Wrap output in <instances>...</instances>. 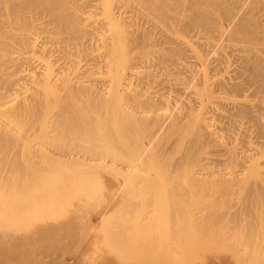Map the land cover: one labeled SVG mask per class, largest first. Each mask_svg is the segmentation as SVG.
I'll list each match as a JSON object with an SVG mask.
<instances>
[{
	"label": "bare ground",
	"instance_id": "1",
	"mask_svg": "<svg viewBox=\"0 0 264 264\" xmlns=\"http://www.w3.org/2000/svg\"><path fill=\"white\" fill-rule=\"evenodd\" d=\"M99 66L115 92L71 75ZM152 83L156 93L144 90ZM165 89L170 105L151 110ZM1 90L0 264H105L97 233L116 254L138 249L141 264H175L176 231L197 213L198 238L223 220L212 236L225 264H264V0H0ZM119 93L135 105L118 106ZM42 114L59 136L43 128L55 145L45 142L61 139L57 156L32 144ZM187 121L194 137L182 153L171 157L176 137L153 150ZM197 155L233 167L182 173ZM140 213L158 214L142 224Z\"/></svg>",
	"mask_w": 264,
	"mask_h": 264
},
{
	"label": "rangeland",
	"instance_id": "2",
	"mask_svg": "<svg viewBox=\"0 0 264 264\" xmlns=\"http://www.w3.org/2000/svg\"><path fill=\"white\" fill-rule=\"evenodd\" d=\"M99 17H101V16H103V13H102V11H101V13L98 15ZM79 56H75L74 57V59H81V57H79ZM56 68V67H55ZM86 74V75H85ZM71 75L72 76H74V77H76V76H78V77H80V76H82V75H84V76H86V78H84V77H82L84 80L83 81H89L90 82V80H92L91 81V83H93V84H95V83H97V82H102L103 84H105L103 87L104 88H107L108 90L107 91H109V89L112 91V89L113 88H115V82H113V79H112V73L110 72V70L108 69V68H104V66L102 67V66H99V68L97 67V68H95V69H93V71H90L89 73H82V71H81V69L80 70H75V71H73V73H71ZM87 78H91V79H87ZM93 78V79H92ZM79 80H80V78H79ZM94 80H98L97 82H94ZM81 81H82V79H81ZM21 83H22V81H21ZM21 83H19V84H21ZM19 84H17V90L19 89V88H21L20 86H22V87H24V85L26 84V82H25V84H24V81H23V85H20L19 86ZM98 84V83H97ZM97 84H95V85H97ZM27 85H28V83H27ZM91 85V84H90ZM15 86L16 85H14V87H13V89H12V92H10L13 96H15L14 95V92L15 93H17L18 94V91L16 90V88H15ZM47 86V87H46ZM51 86H53V85H51ZM92 86V85H91ZM94 86V85H93ZM42 87H44V86H42ZM156 86H155V84L153 85V83L151 84V86L149 85V87H148V85H146L145 86V88H144V90H147L148 92H150V93H156V91H155V89L157 90V88H155ZM25 89L24 90H26V86L24 87ZM51 87H50V85H49V87H48V85H45V88H43L42 90H41V92H42V96L44 97V98H49L48 100L52 103L53 102V100L55 99V97H54V95L56 94H54V93H52V91H56V90H52V89H50ZM103 88V89H104ZM21 89H23V88H21ZM21 89H19V90H21ZM55 89V88H54ZM56 89H58V91L57 92H60L59 91V89L61 90V88H56ZM114 90V89H113ZM14 91V92H13ZM23 91V90H22ZM62 91V90H61ZM153 91V92H152ZM0 92H2V90L0 91ZM45 94H44V93ZM65 91H63V93H64ZM113 92V91H112ZM114 92H115V90H114ZM160 92V91H159ZM161 92L163 93V94H161L160 96H161V98L159 97V96H156V99H155V101H158V102H154L157 106H154L153 107V109L151 108V110H153V111H156V109H157V111H158V108H160L159 110H166L167 109V105L169 106L170 104L169 103H171V100H172V95H173V92H172V90L170 91V90H161ZM63 93H61V94H63ZM66 93V92H65ZM54 94V95H53ZM121 95V97H120V95ZM118 95H119V97H120V99L118 98V96H117V94L116 95H114V96H117L115 99H117V102H119L118 103V106L119 105H122V106H127V107H132L133 105H135V104H133V105H131V102H133L134 103V101H131V100H128L127 99V95H126V99L124 98L125 96H124V93L123 94H121V93H119ZM12 95H11V98H12ZM60 95V94H59ZM58 95V96H59ZM111 95H112V93H111ZM124 97H123V96ZM46 96V97H45ZM16 97V96H15ZM57 97V96H56ZM60 97H62V96H60ZM109 98H112V97H109L108 96V101L109 100H111V99H109ZM131 99H134V98H132L131 97ZM161 99V100H160ZM48 101V102H49ZM55 101V100H54ZM107 101V100H106ZM112 101V100H111ZM49 102V108H51L52 109V107H54L55 108V106H53L51 103ZM113 102H115V101H113ZM56 104V103H55ZM113 104V103H112ZM114 106H117V104H113ZM113 106V107H114ZM117 106V107H118ZM141 107H142V105H140ZM139 106V107H140ZM145 106V105H144ZM121 107V106H120ZM136 107H138V106H136ZM141 107L139 108L140 110H141ZM147 107V105L145 106V108L144 109H146L147 111V114L148 115H146L147 117H148V119H149V117L151 116V115H149V110H150V108L149 109H147L146 108ZM164 107H165V109H164ZM48 108V107H47ZM54 108L52 109V110H50V112H52L53 113V110H54ZM121 108H124V107H121ZM155 109V110H154ZM49 110L47 111V112H49ZM143 111H145V110H143ZM142 111V112H143ZM149 111V112H148ZM49 112V113H50ZM146 112H144L145 114H146ZM165 112V111H164ZM48 113V114H49ZM52 113H51V115H52ZM152 113V112H151ZM158 113H160V112H158ZM163 113V112H162ZM159 114V115H163V114ZM46 115V117L48 116L47 115V113L45 114ZM45 115H41L42 117V122H41V128L38 130V131H40L36 136H34V137H32L33 138V141H32V144H37V145H43L42 147H44L45 148V146L47 145V149H48V147H49V150H51L52 152V154L54 153L55 154V156H57V153H59L60 151H62V149L60 150V145L59 144H61V142H60V138H58V139H60L59 141H57L55 138H54V141L56 140V143L59 145V147H57V148H55L56 146H57V144H56V146L55 147H53L55 144V142L54 143H52V141H49V140H52V139H49V140H47L46 138H47V136H48V138H50V135H48V134H46V133H44V130H43V128H46V130L48 129V133L50 132H52L51 131V126H50V124H49V126L50 127H48L44 122H46V120H47V118L45 117ZM49 117H50V114H49ZM147 117H146V119H147ZM152 117H153V115H152ZM162 117V116H161ZM160 117V118H161ZM159 118V119H160ZM163 119L165 118L164 116L162 117ZM162 118H161V120H162ZM123 119V118H122ZM159 119H157L158 120V122L159 121H161V120H159ZM153 121H155L154 122V124H156L157 125V121L156 120H153ZM152 121V122H153ZM163 121V120H162ZM43 123V124H42ZM153 123H152V125H154ZM159 124V123H158ZM156 125H154V126H156ZM154 126H152L153 128H154ZM40 127V126H39ZM48 127V128H47ZM192 126L190 125V122H185V124H183L182 126H181V128L183 129V131L182 132H180V133H178V134H175L174 132H172V133H167L166 135H164V136H161V137H159V138H157V139H155V141H153V145H152V147H153V150H155L156 152H158V150L161 148V146L165 143V142H167L169 139H171V140H175V137L177 138V147H176V150H175V147H174V150H173V153H172V155H171V157L173 156V157H175V154L176 155H179V153H182L183 151H184V149H185V144L188 142V141H190L193 137H194V132L192 131L193 129L191 128ZM149 129H150V127H148ZM45 130V131H46ZM50 130V131H49ZM175 131V130H174ZM53 132H55V131H53ZM170 132V131H169ZM53 133H51V135H52ZM56 134V133H55ZM55 134H53L54 135V137H56L57 136V134H56V136H55ZM47 135V136H46ZM52 135V136H53ZM45 136V137H44ZM51 136V137H52ZM57 137H59V136H57ZM31 138V139H32ZM44 138V139H43ZM124 138V137H123ZM125 139V138H124ZM45 140L46 141H49V142H51V144H53V146L51 145H48L49 144V142H48V144L45 142ZM45 145V146H44ZM152 147H151V149H152ZM45 148V149H46ZM58 148H59V150H58ZM231 148H233V146L231 147ZM46 149V150H47ZM67 149V148H66ZM68 150V149H67ZM71 150V149H70ZM152 150V151H153ZM209 150H211V149H209ZM69 151V150H68ZM155 151H153L154 153H155ZM175 151H176V153H175ZM225 151H227V150H223V152L225 153V154H227V152H225ZM48 152H50V151H48ZM223 152H221V153H223ZM229 152V151H228ZM62 153V152H61ZM203 153V152H202ZM201 153V154H202ZM221 153H219V155L221 154ZM230 153V152H229ZM229 153H228V155H229ZM50 154V153H49ZM200 154V153H199ZM198 154V155H199ZM197 155V159L196 158H194V160H191V161H189V167H188V169H186V170H184L182 173H184L185 171V174H187V171H194L193 172V174L194 173H196V172H198L199 171V173H200V170H202L203 172H204V174H206V172L207 173H211V171H216L218 168V170H220V168L222 169V166H223V169L222 170H227V167H228V165L227 166H224V164L226 165V162L224 163V164H222L221 165V162L219 161V163L217 162L216 163V161L217 160H223V158H222V156L224 155V154H221L220 156H218V154H217V157L214 155H211V158L213 159L214 157H216L217 158V160L215 161L214 160V162H213V160H211V158L209 159V160H207V161H212V163H208V165H207V163H205V161H204V163L202 164L201 162H199L198 161V157L200 156H198ZM203 156V155H202ZM213 156V157H212ZM108 157H110V156H108ZM107 157V159H109L110 160V158H108ZM226 157H228L227 155H225V158ZM126 159V158H125ZM225 160V159H224ZM210 161V162H211ZM118 163L116 164V165H119V166H117L119 169L122 167V168H124V167H127L128 165H131L128 161H126V160H123V161H117ZM55 165H57L56 164V162H53ZM160 164H162V162L160 163ZM53 165V164H52ZM163 165V164H162ZM198 165H206V166H198ZM221 165V167H219ZM58 166H60L59 164L57 165V167ZM41 167V166H40ZM48 165H46V166H43L41 169H40V171H41V173H42V171H44L43 173H46V171L48 170ZM51 167V166H50ZM57 167L55 166H53V170H54V168H56V170H57ZM160 167V169L162 168L161 167V165L159 166ZM199 167V168H198ZM201 167H202V169H201ZM233 167V166H232ZM232 167L231 166H229L228 168L230 169H232ZM59 168V167H58ZM121 168V169H122ZM145 168H147V167H145ZM145 168H143V166H140L139 167V169H141V170H146ZM154 168H157V167H154ZM205 168V169H204ZM236 168L238 169V168H240V167H238V166H236ZM148 169V168H147ZM158 169V171H159V168H157ZM165 169H166V167L164 168L163 167V170L165 171ZM192 169V170H191ZM194 169V170H193ZM230 169V170H231ZM52 170V171H53ZM56 170H55V173L54 174H57V173H59V171H57V173H56ZM58 170H60V168L58 169ZM149 170V169H148ZM162 170V169H161ZM159 171V172H162L163 174H161V175H159V178L160 179H163V180H167V178H169L170 177V174L168 175V171L166 172L165 171V173L163 172V171ZM167 170V169H166ZM51 171V169H49V171L48 172H50ZM201 171V172H202ZM210 171V172H209ZM229 171V170H228ZM148 172V171H147ZM203 172H202V174H203ZM184 174V175H185ZM201 174V173H200ZM191 175H192V173H191ZM54 176H59L58 174L57 175H54ZM58 178V177H57ZM66 178H67V176H66ZM158 178V179H159ZM186 178V176L184 177V179ZM159 179V180H160ZM67 181V180H66ZM58 184V183H57ZM57 184H56V187H58L57 186ZM238 191H239V189H238ZM241 191H242V189H241ZM239 195L241 196L242 194H240V192H239ZM238 195V192H236V194L234 193V198H232L231 199V201H233V199H236V201L234 200V202L235 203H238V202H240L242 199V196L240 197ZM239 198V199H238ZM240 200V201H238V200ZM198 210V209H197ZM131 214V213H130ZM138 214V213H137ZM141 214V215H140ZM139 215H140V217L142 218H145V219H141L142 221H143V223H142V221H141V223L142 224H144V223H149V222H151V220H149V219H153L154 217H155V215H157V214H154V213H140ZM153 214V215H152ZM163 214V213H162ZM165 214V213H164ZM166 214H168V213H166ZM170 214H172V213H170ZM189 214V217L191 216V215H195L196 213H188ZM204 215V213H201V218H199V220H198V218L197 217H200V214L199 213H197L195 216L196 217H194L195 218V222L196 221H200V219H202L203 221H200V223H195L194 221H192V222H194V224H201V222H203L202 223V225L205 223V220L202 218V216ZM206 214V213H205ZM214 214V213H213ZM216 214V213H215ZM98 216H99V213L97 214ZM133 215V214H132ZM138 215V216H139ZM184 215H185V213H184ZM199 215V216H198ZM208 215V214H207ZM131 216V215H130ZM148 216V217H147ZM151 216V217H150ZM188 215H185V217H187ZM206 215H204V217H205ZM216 216H219V214L217 215L216 214ZM168 217V216H167ZM183 217V216H182ZM170 218V217H169ZM168 218V219H169ZM194 218L191 216L190 217V219L192 220H194ZM146 219H147V221H146ZM190 219H189V221H190ZM197 219V220H196ZM167 220V219H166ZM146 221V222H145ZM169 221V220H168ZM223 222V220H220V222ZM192 222L189 224V222H188V224H189V226H188V228H186L185 227V225H183L184 226V229H183V227L181 226H179L178 227V230H179V228H181L182 230H184L183 232L181 231V229L179 230V231H176L177 232V234H175V242H176V240H180L181 238V241H179L178 242V246H180V244H181V246H180V248L178 247V246H176L177 245V243H175L176 245V248H177V250H179L178 252H179V254H176V257L178 256V258H177V260H175V262L177 261V263H175V264H225V262H224V259L223 258H225V253H224V251H223V247L222 248H220L221 246H219V244L221 245V243H222V241H221V239H217V241H216V238H214L213 239V236H215V237H217V236H219V233H220V235H222V227L220 228V225L221 224H223L222 222L221 223H216L215 224V226L217 225V229L215 230V231H209L208 229H207V227H206V229L207 230H203L204 232H202V231H199V233L201 232V234L203 233V235H201V237H197L196 236V234H198V232H195L198 228L197 227H193V225H191L192 224ZM178 224V223H177ZM177 224L176 225H174L175 227L177 226ZM181 224V223H180ZM206 224V223H205ZM218 224H220V225H218ZM146 225V224H145ZM197 225V226H198ZM190 226H192V228L190 227ZM214 226V227H215ZM200 227H202V226H200ZM186 228V229H185ZM194 228V229H193ZM188 229V230H187ZM212 229V228H211ZM193 231V233H192V231L190 232L191 234H192V236H189L190 235V233L188 232V231ZM219 232H218V231ZM186 231V232H185ZM187 234V232H188V235H184L185 237H183V236H181L182 234H185V233ZM195 232V233H194ZM207 232H208V234H207ZM212 232H214V233H216V235H214V233H212ZM178 233H179V235L181 236H178L180 239H178L177 238V235H178ZM182 233V234H181ZM209 233L211 234V236L210 237H208V235H209ZM131 234V233H130ZM130 234H128V235H130ZM207 234V237H205V235ZM165 235V234H164ZM193 235H195L196 237H197V242L198 243H196V237L194 238L193 237ZM213 235V236H212ZM199 236H200V234H199ZM191 237V239H189ZM193 237V238H192ZM204 237V238H203ZM222 236H220V237H218V238H221ZM98 238L101 240V241H99L98 240ZM177 238V239H176ZM183 238H184V240H183ZM202 238H203V240H202ZM206 238V239H205ZM208 238H209V240L210 241H204V239L205 240H208ZM187 239H189L187 242H186V240ZM202 240V241H200V240ZM193 240H195V241H193ZM214 240V241H213ZM96 241V245H98V247H100V249L99 250H97L98 251V254H103L102 256H100L101 258L103 257V259H101L100 261L101 262H104L105 264H141V262H137V261H140V260H137L136 261V258H137V250L138 249H133V251L135 250V255H136V257L134 258L133 257V259H135V261L136 262H132V261H134L133 259H132V256H134V255H132L131 256V254H133L134 252L132 251L131 252V250L129 251V252H127L126 254L124 253V254H116L117 252H115L114 250H112V249H110V247L108 246V248H107V246H105V245H107L106 243H104V240H103V235L101 234V233H97V240H95ZM103 241V242H102ZM183 241V242H182ZM213 241V242H212ZM190 242H192V243H190ZM217 242V243H216ZM207 244V246H206V244ZM219 243V244H218ZM100 244V245H99ZM187 245V246H186ZM186 246V247H185ZM206 246V247H205ZM185 247V248H184ZM192 247V248H191ZM183 250H182V249ZM187 248H188V250H187ZM191 248V249H190ZM195 248V249H194ZM201 248H202V250H201ZM184 249H185V251H184ZM176 250V251H177ZM186 250H187V252H186ZM183 251V252H182ZM177 252V253H178ZM186 252V253H185ZM176 253V252H175ZM193 253V254H192ZM224 253V254H223ZM181 254V255H180ZM187 254V255H186ZM223 254V255H222ZM138 255H139V253H138ZM182 256V257H181ZM185 256V257H184ZM184 257V258H183ZM198 257L200 258L199 260H198ZM131 259H132V261H131ZM138 259V258H137ZM140 259V258H139ZM226 260V259H225ZM131 261V262H130ZM179 261H181L180 263H179ZM223 261V262H222Z\"/></svg>",
	"mask_w": 264,
	"mask_h": 264
}]
</instances>
